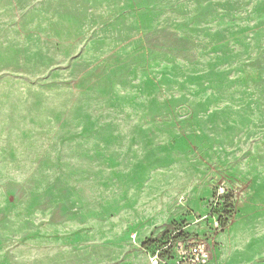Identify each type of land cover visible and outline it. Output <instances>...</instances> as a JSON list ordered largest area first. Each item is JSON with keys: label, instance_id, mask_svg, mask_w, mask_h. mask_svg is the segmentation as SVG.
<instances>
[{"label": "rangeland", "instance_id": "obj_1", "mask_svg": "<svg viewBox=\"0 0 264 264\" xmlns=\"http://www.w3.org/2000/svg\"><path fill=\"white\" fill-rule=\"evenodd\" d=\"M221 184L264 264V0H0V264H123Z\"/></svg>", "mask_w": 264, "mask_h": 264}, {"label": "built area", "instance_id": "obj_2", "mask_svg": "<svg viewBox=\"0 0 264 264\" xmlns=\"http://www.w3.org/2000/svg\"><path fill=\"white\" fill-rule=\"evenodd\" d=\"M208 207V212L198 221L205 226L210 224L212 232L221 231L237 214V196L227 185L221 184L213 191ZM210 236L191 235L185 225L174 223L155 234L156 241L143 245V249L150 264H207L212 253Z\"/></svg>", "mask_w": 264, "mask_h": 264}, {"label": "crops", "instance_id": "obj_3", "mask_svg": "<svg viewBox=\"0 0 264 264\" xmlns=\"http://www.w3.org/2000/svg\"><path fill=\"white\" fill-rule=\"evenodd\" d=\"M235 218L236 216L225 229L218 232H212L210 224L207 226L201 224L198 234L211 235L208 237V241L212 253L207 264H256L255 255L240 244L239 233L236 228L231 226ZM142 250L144 254L141 255L130 252L123 264H150L143 246Z\"/></svg>", "mask_w": 264, "mask_h": 264}, {"label": "trees", "instance_id": "obj_4", "mask_svg": "<svg viewBox=\"0 0 264 264\" xmlns=\"http://www.w3.org/2000/svg\"><path fill=\"white\" fill-rule=\"evenodd\" d=\"M172 224H174V223H172ZM146 241H147V242H146ZM146 241H145L144 245H147L148 243L153 242V241L155 242L156 239L153 238V236H152V237H149Z\"/></svg>", "mask_w": 264, "mask_h": 264}]
</instances>
